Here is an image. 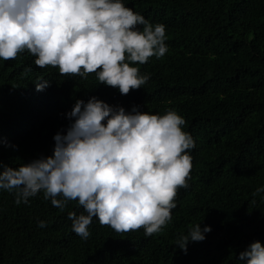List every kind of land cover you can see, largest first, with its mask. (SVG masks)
Here are the masks:
<instances>
[{
    "label": "trees",
    "instance_id": "obj_1",
    "mask_svg": "<svg viewBox=\"0 0 264 264\" xmlns=\"http://www.w3.org/2000/svg\"><path fill=\"white\" fill-rule=\"evenodd\" d=\"M151 24H163L168 52L139 67L150 79L122 95L118 88L37 67L27 51L0 59V162L17 169L53 155L67 134L77 100L93 96L131 113L175 111L195 147L187 189H179L170 222L151 237L117 234L93 218L90 235L72 231L70 201L61 211L43 193L15 203L0 190V264H246L242 251L264 245V0H123ZM25 69L30 71L25 74ZM38 79L50 82L36 90ZM43 82V81H41ZM2 171V169H0ZM255 200V204L252 201ZM44 221L46 227H38ZM211 228L187 254L175 243L189 228Z\"/></svg>",
    "mask_w": 264,
    "mask_h": 264
},
{
    "label": "clouds",
    "instance_id": "obj_2",
    "mask_svg": "<svg viewBox=\"0 0 264 264\" xmlns=\"http://www.w3.org/2000/svg\"><path fill=\"white\" fill-rule=\"evenodd\" d=\"M165 41V25L151 24L123 0H0V59L16 60L27 51L41 69L83 79L94 74L122 95L148 82L150 76L131 65L163 58ZM48 86L36 82L37 91ZM67 116L74 122L66 135L54 136L52 156L17 169L0 162V190L14 192L16 204L42 192L61 211L78 202L82 213L68 218L84 240L93 218L117 234L141 228L149 237L159 233L172 218L179 189L189 187L195 145L182 130L185 120L171 110L158 115L133 107L126 113L94 96L86 104L77 100ZM262 192L257 188L252 196ZM210 232L196 224L175 245L187 254L189 242H202ZM238 259L264 264V245L251 243Z\"/></svg>",
    "mask_w": 264,
    "mask_h": 264
}]
</instances>
